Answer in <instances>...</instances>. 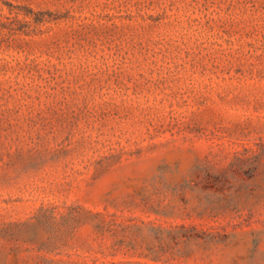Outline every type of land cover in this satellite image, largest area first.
<instances>
[{
  "label": "rangeland",
  "instance_id": "374dc122",
  "mask_svg": "<svg viewBox=\"0 0 264 264\" xmlns=\"http://www.w3.org/2000/svg\"><path fill=\"white\" fill-rule=\"evenodd\" d=\"M0 264H264V0H0Z\"/></svg>",
  "mask_w": 264,
  "mask_h": 264
}]
</instances>
